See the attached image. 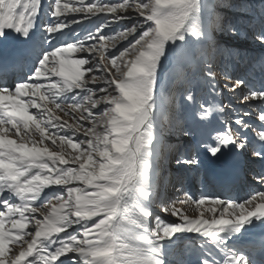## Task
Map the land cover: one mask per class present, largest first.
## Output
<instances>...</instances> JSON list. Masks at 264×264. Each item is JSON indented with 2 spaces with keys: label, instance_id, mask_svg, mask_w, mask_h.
Returning a JSON list of instances; mask_svg holds the SVG:
<instances>
[{
  "label": "snow or ice",
  "instance_id": "1",
  "mask_svg": "<svg viewBox=\"0 0 264 264\" xmlns=\"http://www.w3.org/2000/svg\"><path fill=\"white\" fill-rule=\"evenodd\" d=\"M259 3L0 0V46L20 44L0 55V264H264V191L193 198L181 169L199 161L167 140L193 135L197 109L201 121L224 111L200 103L219 67L223 88L259 102L260 123L226 124L204 153L264 166V59L258 82L228 72L218 60L239 52L217 39L249 29L264 47Z\"/></svg>",
  "mask_w": 264,
  "mask_h": 264
},
{
  "label": "rangeland",
  "instance_id": "2",
  "mask_svg": "<svg viewBox=\"0 0 264 264\" xmlns=\"http://www.w3.org/2000/svg\"><path fill=\"white\" fill-rule=\"evenodd\" d=\"M252 1L251 3H255L256 6H260L259 0H249ZM110 2H118V0H110ZM215 0H209V3H214ZM227 11V10H223ZM79 18V17H77ZM94 19V18H93ZM96 21V20H95ZM98 23L94 22L92 24H89L87 27L73 25L72 27L75 29V35L76 33H79V35H84V29L87 30H95L96 25L101 23V20L97 19ZM133 21H122L119 25L113 24L112 28H119L121 26H127L131 24ZM111 29H105L106 32L110 31ZM247 30V29H246ZM65 31H68L67 29ZM248 31V30H247ZM246 37V36H245ZM67 39V38H66ZM217 39L220 41L222 45H224L227 48L234 49L237 48V50L240 51V54L235 56V58H228V56H224L218 60V63L222 64V66L228 71L233 69H237V71H240L243 69L244 71H248L257 82L260 79V64L259 61L261 59H264V47H262L258 42H254L252 38L246 40L244 38L243 34H240L236 37L231 36H218ZM71 42V41H69ZM236 44V45H235ZM79 56V54H77ZM257 56L259 57L257 59ZM241 57V59H239ZM240 60V62H237V60ZM246 60H254L257 61L255 66H249L245 63ZM235 63L237 65H235ZM240 63V64H238ZM185 71L187 69H184ZM172 75L169 76V80L174 78V74L181 71L180 67L177 66L175 68H172L171 70ZM217 71V81L219 82L217 84V92L216 93H204L202 94V99L200 100L201 104H205V101H207V104H205V107H208L209 105H215V102L221 101L219 103L220 105H223L222 103H226L225 105H228V108L225 107L224 111L226 112V121L227 125H231L233 129L237 128V125L235 124V120L239 119L241 116H244V118L253 126H258V113L260 109V104L258 101L254 102H244L242 99V95L239 91L233 93L229 89L223 88V84L225 83L224 76L220 72V68L218 67L216 69ZM253 71V72H252ZM230 83V81L228 82ZM247 93V89L245 90V94ZM226 102H224V100ZM224 106V105H223ZM35 111V110H32ZM247 113L248 115H244ZM58 115L62 116L64 119H69L70 117L66 116L64 113H58ZM226 124H222V126L215 123L211 117H209L208 120L201 121L199 117V113L196 117H194V121L189 124L187 127L192 129L193 135L184 138V137H175L174 135H169L167 137L168 143L171 144H179L181 146V154L184 158H188L190 155L195 156L196 159L199 161L196 165H186L184 166L181 171L185 175V185L184 187L187 189L188 194L192 195L193 198L203 194H214L218 195L221 199L224 200H233L237 202H242L250 196L256 194L257 192L264 191V183L260 182V175L264 174V172L260 173L262 170L261 163L258 162L259 158L257 157H251V159H248V167H247V176L243 180V193H237V192H223L221 195H219L213 186L209 183H206L203 179V175H205L207 164L209 163H217L218 159L214 157H210L204 153V145L207 143H211V138L215 136L216 131L222 130ZM250 135H254L253 133H250ZM50 143V142H49ZM185 149V150H183ZM176 168L175 164L171 166V169L174 171ZM179 187V186H178ZM47 191V189H46ZM166 195L168 197H175L179 195L181 198H183V193H177L173 190L172 185L169 184L166 190ZM238 196V197H237ZM178 207L185 208L188 211L189 215H195L196 213L193 212L187 205L183 204H177ZM162 217L166 218V214L161 213ZM174 219V218H173ZM194 235V234H190ZM191 243V241H189Z\"/></svg>",
  "mask_w": 264,
  "mask_h": 264
},
{
  "label": "trees",
  "instance_id": "3",
  "mask_svg": "<svg viewBox=\"0 0 264 264\" xmlns=\"http://www.w3.org/2000/svg\"><path fill=\"white\" fill-rule=\"evenodd\" d=\"M250 3L252 2V1H249ZM241 34H243L244 35V38L246 39V40H248V39H250L249 37H245L246 35L244 34V29H241ZM234 49H236L235 47H234ZM237 50V49H236ZM233 57H235V56H233ZM220 61H221V59H220ZM220 61H219V63H220ZM176 137V136H175Z\"/></svg>",
  "mask_w": 264,
  "mask_h": 264
}]
</instances>
